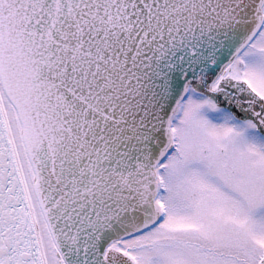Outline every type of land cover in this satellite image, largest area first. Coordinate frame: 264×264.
Returning <instances> with one entry per match:
<instances>
[{
  "label": "snow or ice",
  "instance_id": "snow-or-ice-1",
  "mask_svg": "<svg viewBox=\"0 0 264 264\" xmlns=\"http://www.w3.org/2000/svg\"><path fill=\"white\" fill-rule=\"evenodd\" d=\"M0 264H264V0H0Z\"/></svg>",
  "mask_w": 264,
  "mask_h": 264
}]
</instances>
